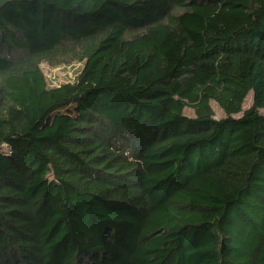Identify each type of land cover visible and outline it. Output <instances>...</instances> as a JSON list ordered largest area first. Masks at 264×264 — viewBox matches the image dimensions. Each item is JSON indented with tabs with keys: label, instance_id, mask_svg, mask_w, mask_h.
I'll return each mask as SVG.
<instances>
[{
	"label": "trees",
	"instance_id": "1",
	"mask_svg": "<svg viewBox=\"0 0 264 264\" xmlns=\"http://www.w3.org/2000/svg\"><path fill=\"white\" fill-rule=\"evenodd\" d=\"M263 112L264 0H0V264H264Z\"/></svg>",
	"mask_w": 264,
	"mask_h": 264
},
{
	"label": "rangeland",
	"instance_id": "2",
	"mask_svg": "<svg viewBox=\"0 0 264 264\" xmlns=\"http://www.w3.org/2000/svg\"><path fill=\"white\" fill-rule=\"evenodd\" d=\"M81 68L82 67L79 63H76L75 65H71V66L62 65L59 67H52L48 65L47 63H44L42 65V70L46 77L48 76L51 79L56 77L53 80L54 82H56L54 86H59L61 84L74 83L77 75L80 73ZM252 105H253V95L251 94L247 98L243 106V110L244 111L248 110L249 108L252 107ZM212 106L216 114V119H222L226 117L223 111L218 107L217 104L213 103ZM185 114L189 117H194V112L190 109H187L185 111ZM3 150L8 152V149L6 147H4Z\"/></svg>",
	"mask_w": 264,
	"mask_h": 264
},
{
	"label": "built area",
	"instance_id": "3",
	"mask_svg": "<svg viewBox=\"0 0 264 264\" xmlns=\"http://www.w3.org/2000/svg\"><path fill=\"white\" fill-rule=\"evenodd\" d=\"M47 78L49 79V81H50V83H51V86H54V85L56 84V82L53 81L56 77L53 78V79H51V78H49V77L47 76Z\"/></svg>",
	"mask_w": 264,
	"mask_h": 264
}]
</instances>
